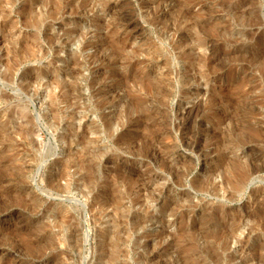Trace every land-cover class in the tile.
<instances>
[{
	"label": "rangeland",
	"instance_id": "obj_1",
	"mask_svg": "<svg viewBox=\"0 0 264 264\" xmlns=\"http://www.w3.org/2000/svg\"><path fill=\"white\" fill-rule=\"evenodd\" d=\"M0 264H264V0H0Z\"/></svg>",
	"mask_w": 264,
	"mask_h": 264
}]
</instances>
